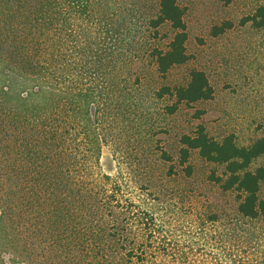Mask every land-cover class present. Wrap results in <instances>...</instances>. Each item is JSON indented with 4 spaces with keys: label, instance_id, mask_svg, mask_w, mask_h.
<instances>
[{
    "label": "trees",
    "instance_id": "trees-1",
    "mask_svg": "<svg viewBox=\"0 0 264 264\" xmlns=\"http://www.w3.org/2000/svg\"><path fill=\"white\" fill-rule=\"evenodd\" d=\"M92 2L0 0V264H218L180 257V246L171 235H158L156 244L162 252L154 251L150 241L137 255L127 227L112 231L115 226L105 224L102 217L95 226H85L84 206L92 207L89 200L105 191L104 185L91 188L103 142L97 117L102 93L94 70L104 65L105 50L98 39L56 37L55 22L64 32L67 16L87 15L93 11ZM163 23H169L174 34L165 49L150 51L161 75L190 58L184 10L177 0H159L158 14L149 26L157 30ZM247 23L264 27V0L240 20ZM230 27V22L214 26L212 34ZM166 94L176 99L168 107L173 112L180 102L212 98L213 88L203 71L193 70L186 86L162 87L158 92L160 97ZM180 142L181 165L188 162L190 150H197L206 161L222 167L220 172L212 170L209 179L223 192L236 194L235 222L220 229V235L231 237L240 252L246 237L257 242L258 233L246 234L236 225L245 219L264 222L260 195L264 167L251 168L252 161L264 154V135L244 146L232 134L217 140L198 125ZM162 157L170 160L165 151ZM218 220L217 214L208 215L207 221ZM232 256L225 264L259 262L243 254Z\"/></svg>",
    "mask_w": 264,
    "mask_h": 264
},
{
    "label": "rangeland",
    "instance_id": "rangeland-1",
    "mask_svg": "<svg viewBox=\"0 0 264 264\" xmlns=\"http://www.w3.org/2000/svg\"><path fill=\"white\" fill-rule=\"evenodd\" d=\"M92 1L93 11L87 15L67 16L64 32L55 22L56 37L98 39L105 50L104 65L94 70L102 93L97 117L103 142L98 175L91 185H104L105 191L89 200L92 207L84 206L85 226H95L102 217L105 224L115 226L112 231L127 227L137 255L150 241L154 251L162 252L156 244L158 235H171L180 246V257L225 264V258L243 254L264 264V222L237 220L236 226L246 234L253 231L261 236L257 242L246 237L241 252L231 237L220 235V229L235 222L236 198L209 179L212 170L220 172L222 167L206 161L195 149L186 164L178 158L181 136L198 125L217 140L232 134L244 146L264 135V27L240 24L261 0H177L184 10L190 58L165 75L150 56L155 47L165 49L174 34L169 23L157 30L149 26L158 14L159 0ZM225 22L231 27L212 34L214 26ZM193 70L206 74L212 98L180 102L169 111L176 99L160 97L159 90L186 86ZM163 151L170 160L162 157ZM257 166L264 167V154L252 161L251 168ZM260 195L264 197V183ZM211 213L219 216L218 222L207 221Z\"/></svg>",
    "mask_w": 264,
    "mask_h": 264
}]
</instances>
